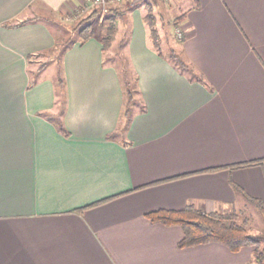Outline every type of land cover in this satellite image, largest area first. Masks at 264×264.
Returning <instances> with one entry per match:
<instances>
[{
  "label": "crops",
  "instance_id": "1",
  "mask_svg": "<svg viewBox=\"0 0 264 264\" xmlns=\"http://www.w3.org/2000/svg\"><path fill=\"white\" fill-rule=\"evenodd\" d=\"M123 1L107 50L97 28L56 58L58 91L49 19L83 0H0V264H257L254 245L181 246V225L147 213L193 204L248 225L236 187L264 201V0Z\"/></svg>",
  "mask_w": 264,
  "mask_h": 264
},
{
  "label": "trees",
  "instance_id": "2",
  "mask_svg": "<svg viewBox=\"0 0 264 264\" xmlns=\"http://www.w3.org/2000/svg\"><path fill=\"white\" fill-rule=\"evenodd\" d=\"M112 11V18H119L123 15L120 6L114 8ZM93 15L94 11L84 19L78 21L77 26H75L76 29L79 30L80 35L78 34V36H80L81 41L94 36L97 32L92 23ZM146 20L151 28L154 43L158 45L159 33L156 27V17L152 11V4H149ZM116 31L117 25L110 24L107 29L100 34V39L103 42V48L105 50L111 45ZM65 45L66 44H64L63 41H61L59 45L58 42L55 44L59 56H61L69 47H66ZM172 56L176 58L181 67H187L186 62L178 54L173 53ZM121 77L125 91L123 117L126 119L124 124V127H126L128 119L131 116L135 82L124 59L121 64ZM56 84L58 91L65 90V81L62 75H58L56 78ZM236 190L249 199L258 208L264 218V201L248 195L239 187H236ZM147 216L154 222H162L167 225H181L184 232L183 237L179 242L181 246L219 241L226 244L231 250L238 251L245 245H254L255 262L257 264H264V229L258 233L251 232L247 226V221L241 220L240 214L237 212H207L203 209L197 208L193 204H189L180 209H156L147 213Z\"/></svg>",
  "mask_w": 264,
  "mask_h": 264
},
{
  "label": "rangeland",
  "instance_id": "3",
  "mask_svg": "<svg viewBox=\"0 0 264 264\" xmlns=\"http://www.w3.org/2000/svg\"><path fill=\"white\" fill-rule=\"evenodd\" d=\"M182 1L183 0H178L177 5L182 3V7H183L184 2H182ZM123 2H124L123 0H120L116 4H113V6L110 9L111 10L110 14L113 13L112 10L114 8L119 7ZM167 7L172 9V10L174 9V11H172V12H176L179 9V7H175V5L172 2V0H170L168 2L165 1V3H162V9L163 10L165 9L164 11H166V12H167V9H168ZM90 13H92V12H90ZM90 13H86L84 16L80 17L78 20L72 21V22H67L65 20L61 21L60 18H55L54 17V19H53V18L49 17L50 18L49 20L52 21L53 26L55 27V30L57 31V40H60V42H58V45H59V43H61V41H63L64 44H66L65 45L66 47H68V46L70 47L73 43L77 42V38H78V33L77 32H79V30L76 29L75 26H77V22L78 21H80V20L84 19L85 17H87ZM93 16L94 17H93L92 21H94V19L96 18V13H94ZM114 21H115L116 25L118 26L119 18H114ZM93 26L96 27V29L98 28L95 22L93 23ZM174 36H177L176 35V26H175L174 30H171V34L169 35V38H168V40H169L168 43H170V39H172V41H174L173 40ZM165 50H167V52H169V51L172 50V48H168L167 49L165 47ZM173 51H175V50L173 49ZM52 52L53 53H51V52L48 53L49 55L48 54L47 55H48L49 58H46V60H44L45 63H46L45 67L47 66L46 67L47 69L44 72H48V73L51 72L52 75H57V77H58V75H61L62 73H61V70L59 69V66H58V64H59L58 62H60V60H58L56 58H60V56L58 55V52H57L56 48H54L52 50ZM43 64L44 63H42V64L40 63L39 67L43 66ZM243 213H245V215L249 219L247 226H248V228H249V230L251 232L258 233V232H261L264 229V218H263L262 214L260 213V211L256 208V206L254 204H248V206L244 208ZM241 220H243L242 217H241Z\"/></svg>",
  "mask_w": 264,
  "mask_h": 264
},
{
  "label": "built area",
  "instance_id": "4",
  "mask_svg": "<svg viewBox=\"0 0 264 264\" xmlns=\"http://www.w3.org/2000/svg\"><path fill=\"white\" fill-rule=\"evenodd\" d=\"M119 1L120 0H83L81 5L75 6L73 10L65 14V21H76L86 13L94 11V13H96V18L93 23H96L98 29L105 30L110 24H116L114 18L111 17L110 9L113 4ZM176 35L179 39L184 37V29L181 26H177Z\"/></svg>",
  "mask_w": 264,
  "mask_h": 264
},
{
  "label": "bare ground",
  "instance_id": "5",
  "mask_svg": "<svg viewBox=\"0 0 264 264\" xmlns=\"http://www.w3.org/2000/svg\"><path fill=\"white\" fill-rule=\"evenodd\" d=\"M185 39V38H184Z\"/></svg>",
  "mask_w": 264,
  "mask_h": 264
}]
</instances>
